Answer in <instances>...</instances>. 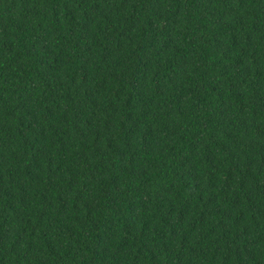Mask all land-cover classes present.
<instances>
[{"label": "trees", "instance_id": "1", "mask_svg": "<svg viewBox=\"0 0 264 264\" xmlns=\"http://www.w3.org/2000/svg\"><path fill=\"white\" fill-rule=\"evenodd\" d=\"M0 264H264V0H0Z\"/></svg>", "mask_w": 264, "mask_h": 264}]
</instances>
